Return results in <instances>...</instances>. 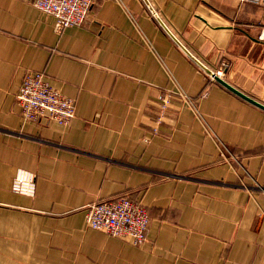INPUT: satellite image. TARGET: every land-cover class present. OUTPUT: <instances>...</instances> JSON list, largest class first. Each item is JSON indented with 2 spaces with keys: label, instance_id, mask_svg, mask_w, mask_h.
<instances>
[{
  "label": "crops",
  "instance_id": "0c3cea01",
  "mask_svg": "<svg viewBox=\"0 0 264 264\" xmlns=\"http://www.w3.org/2000/svg\"><path fill=\"white\" fill-rule=\"evenodd\" d=\"M224 61L248 98L210 78ZM30 70L76 99L69 124L23 118ZM177 85L194 106L161 113ZM122 196L148 210L143 244L87 223ZM0 264H264V2L94 0L59 30L0 0Z\"/></svg>",
  "mask_w": 264,
  "mask_h": 264
},
{
  "label": "built area",
  "instance_id": "2783aa9c",
  "mask_svg": "<svg viewBox=\"0 0 264 264\" xmlns=\"http://www.w3.org/2000/svg\"><path fill=\"white\" fill-rule=\"evenodd\" d=\"M249 1L264 2V0ZM93 2L94 0H34L39 9L55 16L56 27L59 30L81 26ZM227 66L228 63L224 61L218 69H211L210 78L215 79V76L223 78ZM175 95L194 106L193 99L177 85L175 89H167L161 93V113L168 109ZM17 97L25 120L38 121L45 118L61 124H69L75 116L76 99L52 86L45 73L41 71L30 70L24 74ZM157 130L154 129L155 132ZM12 190L17 193L33 194L34 174L27 170H19L14 178ZM86 220L94 229L128 239L138 245L146 241L150 218L148 210L141 203L122 196L90 204L86 209Z\"/></svg>",
  "mask_w": 264,
  "mask_h": 264
},
{
  "label": "water",
  "instance_id": "95a60500",
  "mask_svg": "<svg viewBox=\"0 0 264 264\" xmlns=\"http://www.w3.org/2000/svg\"><path fill=\"white\" fill-rule=\"evenodd\" d=\"M202 66H204V65H202ZM204 67H205V66H204ZM205 68L208 70V72H211L209 68H207V67H205ZM215 77H216L215 79L218 80L219 82H221V83H223L224 85L228 86V87L231 88L232 90H234V91H236V92H239V91H237L236 89H234L233 87H231V85H230L229 83H227L223 78H221V77H219V76H215ZM239 94H241L242 96L248 98L247 96H245V95L242 94L241 92H239ZM249 99H250V98H249ZM253 102L258 103V102H256V101H253ZM258 104H260V103H258Z\"/></svg>",
  "mask_w": 264,
  "mask_h": 264
},
{
  "label": "rangeland",
  "instance_id": "374dc122",
  "mask_svg": "<svg viewBox=\"0 0 264 264\" xmlns=\"http://www.w3.org/2000/svg\"><path fill=\"white\" fill-rule=\"evenodd\" d=\"M128 197V196H127ZM142 205V204H141ZM144 206V205H143ZM145 207V206H144ZM146 208V207H145ZM147 209V208H146ZM146 240H147V236H146Z\"/></svg>",
  "mask_w": 264,
  "mask_h": 264
}]
</instances>
